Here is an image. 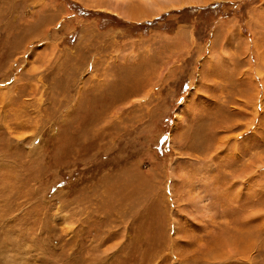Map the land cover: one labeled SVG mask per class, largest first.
Segmentation results:
<instances>
[{
    "label": "rangeland",
    "instance_id": "rangeland-1",
    "mask_svg": "<svg viewBox=\"0 0 264 264\" xmlns=\"http://www.w3.org/2000/svg\"><path fill=\"white\" fill-rule=\"evenodd\" d=\"M0 264H264V0H0Z\"/></svg>",
    "mask_w": 264,
    "mask_h": 264
}]
</instances>
